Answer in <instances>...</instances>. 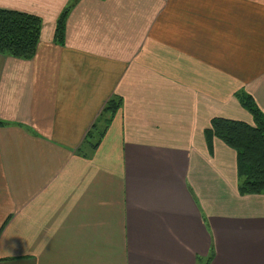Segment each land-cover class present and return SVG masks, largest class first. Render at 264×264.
I'll use <instances>...</instances> for the list:
<instances>
[{"label":"crops","instance_id":"0c3cea01","mask_svg":"<svg viewBox=\"0 0 264 264\" xmlns=\"http://www.w3.org/2000/svg\"><path fill=\"white\" fill-rule=\"evenodd\" d=\"M0 7L42 19L31 59L0 54V264H264V194L241 195L236 151L205 137L253 122L238 92L264 113V0Z\"/></svg>","mask_w":264,"mask_h":264},{"label":"trees","instance_id":"16d2710c","mask_svg":"<svg viewBox=\"0 0 264 264\" xmlns=\"http://www.w3.org/2000/svg\"><path fill=\"white\" fill-rule=\"evenodd\" d=\"M69 9V6L66 7L56 22V42H64ZM41 29L40 16L0 7V54L18 59H31L36 52ZM236 96L252 115L253 122L214 117L205 130V137L209 146L214 138H218L236 151L238 190L241 195L264 194V113L250 94L241 91ZM121 104L120 97L107 101L96 122L86 133L79 150L82 155L89 156L96 150ZM6 223L7 220L0 233ZM209 259H201L202 264H206Z\"/></svg>","mask_w":264,"mask_h":264}]
</instances>
